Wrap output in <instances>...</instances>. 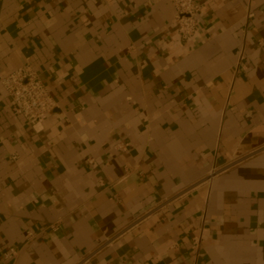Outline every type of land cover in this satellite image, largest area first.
I'll return each instance as SVG.
<instances>
[{
    "label": "crops",
    "instance_id": "crops-1",
    "mask_svg": "<svg viewBox=\"0 0 264 264\" xmlns=\"http://www.w3.org/2000/svg\"><path fill=\"white\" fill-rule=\"evenodd\" d=\"M195 1L182 40L169 0H0V79L29 58L56 102L33 130L0 83V264L145 214L84 264H264V0Z\"/></svg>",
    "mask_w": 264,
    "mask_h": 264
},
{
    "label": "built area",
    "instance_id": "built-area-1",
    "mask_svg": "<svg viewBox=\"0 0 264 264\" xmlns=\"http://www.w3.org/2000/svg\"><path fill=\"white\" fill-rule=\"evenodd\" d=\"M174 6V24L179 37L187 40L193 36L198 30V15L203 13V5L195 0H169ZM248 11L247 16H251ZM241 58V57H240ZM241 60V59H240ZM240 62V61H239ZM1 86L11 100L14 110L21 115L25 122L33 129L40 130L42 124L48 115L56 106L55 99L50 94L47 86L40 78L38 72L32 66L29 58H25L23 63L11 72L7 73L0 79ZM126 143H115L116 148L124 149ZM215 173V169H211L205 180H208ZM164 202H159L154 209L160 208ZM153 209V210H154ZM147 214L136 219L131 226L140 222ZM130 226V227H131ZM51 229H57L58 223H52L48 226ZM130 227H125L116 231L107 237L103 242L96 245L92 249L82 254L74 264H84L90 261L102 248L111 245L119 236L122 235ZM35 232L27 231L26 241H30ZM201 235L196 234L191 237V245L194 251L198 253ZM19 248L9 247L4 253L5 257L11 258L18 253Z\"/></svg>",
    "mask_w": 264,
    "mask_h": 264
}]
</instances>
